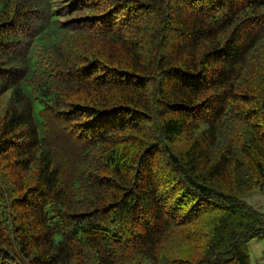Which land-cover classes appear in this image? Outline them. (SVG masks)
<instances>
[{"label": "trees", "instance_id": "obj_1", "mask_svg": "<svg viewBox=\"0 0 264 264\" xmlns=\"http://www.w3.org/2000/svg\"><path fill=\"white\" fill-rule=\"evenodd\" d=\"M257 191L264 0H0V264H251Z\"/></svg>", "mask_w": 264, "mask_h": 264}, {"label": "rangeland", "instance_id": "obj_2", "mask_svg": "<svg viewBox=\"0 0 264 264\" xmlns=\"http://www.w3.org/2000/svg\"><path fill=\"white\" fill-rule=\"evenodd\" d=\"M254 207L264 211V192L257 191L245 198ZM251 264H264V236L249 242Z\"/></svg>", "mask_w": 264, "mask_h": 264}, {"label": "bare ground", "instance_id": "obj_3", "mask_svg": "<svg viewBox=\"0 0 264 264\" xmlns=\"http://www.w3.org/2000/svg\"><path fill=\"white\" fill-rule=\"evenodd\" d=\"M167 237V236H166ZM164 241V240H163Z\"/></svg>", "mask_w": 264, "mask_h": 264}]
</instances>
